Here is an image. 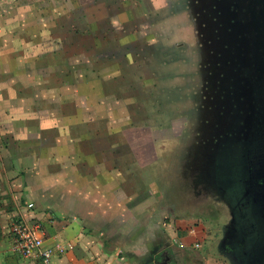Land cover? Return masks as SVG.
I'll return each mask as SVG.
<instances>
[{
    "label": "rangeland",
    "instance_id": "1",
    "mask_svg": "<svg viewBox=\"0 0 264 264\" xmlns=\"http://www.w3.org/2000/svg\"><path fill=\"white\" fill-rule=\"evenodd\" d=\"M77 1L79 9L74 0L50 2L51 11L64 6L67 13L64 20H48V34L43 35L48 46L44 55V65L47 62L48 66L44 74L34 64V70L47 77L43 80L49 97L46 106L51 109L59 106L67 113L78 110L86 122L94 118V107L103 113L106 109L121 111L125 108L129 118L127 126L113 137L120 142L115 145L116 165L122 167L119 157L127 154L131 160L140 156L147 161L146 166L141 160L131 164L129 171L121 168L126 177H137L138 173L141 177L140 183L130 182L131 191L144 195L150 188L153 196L149 199L147 196L145 200L155 203L156 208L161 204L170 206L165 215L167 221L187 218L198 223L207 234L199 252L178 251L176 264H203V255L224 262L216 251V244L232 219L230 207L219 194L199 190L196 178L190 175V164L201 157L202 147L210 134L206 130L208 123L204 124L213 116V113L211 116L206 113L208 101L212 102L214 98L210 92L213 81L209 65L214 59L215 47L204 26V1L164 0L163 6L153 12L149 0H140L141 5L139 0ZM123 4L128 5L125 11L138 12L140 15L134 12L132 16L137 14L140 20H134L133 25H124L120 14ZM48 21L42 19L40 23L47 24ZM124 26L126 32L122 29ZM132 27L133 31L142 32L141 36L146 32L155 40L154 52L149 47L152 50L145 52L140 61L134 51L146 50L144 45L148 42L146 37H140L134 43H127V32ZM131 44L136 46L131 47ZM36 54L33 51L35 58ZM130 56L133 63L128 64L127 57ZM113 60L117 68L112 66ZM35 76L36 79L38 76ZM34 91L36 93L38 89ZM30 92L23 95L30 96ZM118 97L124 99L116 100ZM36 100L32 107H38ZM29 102L25 101L24 107L30 106ZM6 141L10 143L8 138ZM127 141L143 143L132 149ZM6 160L7 154L0 153V190L5 188L7 191L6 181L14 178L17 172L23 175L24 188L34 192L22 201L23 208L27 203L33 204L31 210L23 211L27 221L39 213L38 209L43 207L47 211L46 204H50V209H57L56 196L49 203V196L39 195L43 182L48 184V180L42 181L36 169L27 173ZM18 199V194L3 195L0 191V253L6 258L14 257L9 230L18 217L14 214Z\"/></svg>",
    "mask_w": 264,
    "mask_h": 264
},
{
    "label": "crops",
    "instance_id": "2",
    "mask_svg": "<svg viewBox=\"0 0 264 264\" xmlns=\"http://www.w3.org/2000/svg\"><path fill=\"white\" fill-rule=\"evenodd\" d=\"M149 1L151 12L159 10L164 3V0ZM50 2L0 0V153L7 154L9 164L20 166L27 173L36 169L42 181H49L48 184L43 182L39 189V195L50 197L49 203L53 196L57 197L56 210L46 204L47 211L42 207L27 221L23 211H29L28 205L33 204L27 203L23 208L22 201L34 192L24 188L23 175L16 172L14 178L6 181L7 191L5 188L0 190L3 195L18 194L19 205H15L14 214L19 218L16 220L40 225L45 248L63 249V253L53 254L49 264H176L178 251L199 252L207 234L198 223L187 218L167 221L165 215L170 206L161 204L156 208L155 203L145 200L147 196L148 199L153 196L150 188L144 195L131 191L130 182L140 183V175L126 177L121 168L129 171L131 164L140 160L146 166V158L138 156L131 160L130 155H121L119 164L123 166L116 165L115 145L120 142L113 137L127 126L129 118L125 108L121 111L106 109L103 113L94 107V118L86 122L78 110L67 113L62 107L51 109L46 106L49 97L46 96L43 80L47 77L43 71L48 66L47 62L44 65L48 46L43 35L48 34L50 20H64L67 13L64 6L51 11ZM124 4L120 13L122 23L133 25L134 20H140L136 17L138 12L125 11L128 5ZM138 4H142L140 0ZM74 5L80 8L76 0ZM134 12L137 14L132 16ZM42 19L50 20L41 24ZM126 28H122L124 32ZM135 30L132 27L127 32V43H134L140 37H146L148 42L144 45L146 50L134 51L140 61L145 52L152 50L149 47L154 52L155 40L150 34L143 32L141 36L142 32ZM33 51L37 53L36 58ZM127 58L128 64L133 63L131 56ZM114 62L112 66L117 68ZM35 66L43 73L40 78ZM35 75L38 76L36 79ZM35 89H38L36 93ZM29 91L30 96L23 95ZM57 99L60 100L58 96ZM34 100L38 107H32ZM25 101L30 106L24 107ZM142 143L127 141L132 149ZM122 146L126 147L124 143ZM55 185L58 187H53ZM12 201L15 202L14 198ZM42 210L44 212H40ZM196 243L200 245L198 249L194 248ZM202 262L224 264L208 255L202 256ZM0 264L38 262L15 254L13 258H6L0 253Z\"/></svg>",
    "mask_w": 264,
    "mask_h": 264
},
{
    "label": "flooded vegetation",
    "instance_id": "3",
    "mask_svg": "<svg viewBox=\"0 0 264 264\" xmlns=\"http://www.w3.org/2000/svg\"><path fill=\"white\" fill-rule=\"evenodd\" d=\"M197 1L206 5L204 26L215 47L209 65L214 98L208 101L206 113L213 116L204 124L208 123L210 134L201 157L190 164V175L199 190L219 194L230 207L232 219L216 244L224 264H264L263 89L256 83L255 66L223 60L227 46H222V34L234 24L229 20L238 12L235 2ZM240 86L244 95L249 94L251 107L246 103L241 107Z\"/></svg>",
    "mask_w": 264,
    "mask_h": 264
},
{
    "label": "water",
    "instance_id": "4",
    "mask_svg": "<svg viewBox=\"0 0 264 264\" xmlns=\"http://www.w3.org/2000/svg\"><path fill=\"white\" fill-rule=\"evenodd\" d=\"M233 2L238 12L229 20L234 21V24L229 26L230 31L224 30L222 34L225 38L222 46H227L223 60L243 63L242 67L246 65L251 68L253 65L257 68L256 83L263 89L261 101L264 105V0H233ZM242 87L240 86V93L237 92L238 99L244 100L241 102V107L244 108L245 103L251 107L250 100L247 99L249 94L244 95Z\"/></svg>",
    "mask_w": 264,
    "mask_h": 264
},
{
    "label": "built area",
    "instance_id": "5",
    "mask_svg": "<svg viewBox=\"0 0 264 264\" xmlns=\"http://www.w3.org/2000/svg\"><path fill=\"white\" fill-rule=\"evenodd\" d=\"M29 210L33 208L28 205ZM11 240V250L18 257L35 261L38 264H49L53 254L63 253V249H51L44 247V235L42 228L38 224L30 225L22 220H16L11 224L9 230ZM182 246V244H179ZM200 245L195 244L194 248L198 249Z\"/></svg>",
    "mask_w": 264,
    "mask_h": 264
}]
</instances>
